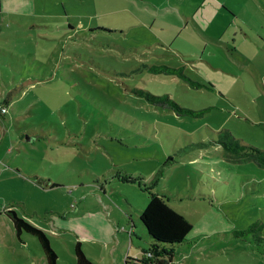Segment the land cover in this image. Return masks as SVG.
I'll return each instance as SVG.
<instances>
[{
    "label": "rangeland",
    "instance_id": "1",
    "mask_svg": "<svg viewBox=\"0 0 264 264\" xmlns=\"http://www.w3.org/2000/svg\"><path fill=\"white\" fill-rule=\"evenodd\" d=\"M134 1L0 0V101L12 98L0 118V264H47L11 208L45 230L57 264H77L78 241L95 264H141L152 194L193 224L171 264H264V240L235 233L264 224V166L211 143L229 129L264 148V0H231L253 29L213 54L154 44L168 32L140 23ZM144 63L183 66L187 79ZM134 87L204 111L180 116Z\"/></svg>",
    "mask_w": 264,
    "mask_h": 264
},
{
    "label": "trees",
    "instance_id": "2",
    "mask_svg": "<svg viewBox=\"0 0 264 264\" xmlns=\"http://www.w3.org/2000/svg\"><path fill=\"white\" fill-rule=\"evenodd\" d=\"M142 65L147 67L148 71L152 73L178 75L183 79H187V76L182 69L183 66L172 67L166 64L147 63ZM199 86H204V84L199 83ZM132 91L137 95L143 96L155 107L172 109L180 116L186 114L197 116L204 111L182 106L179 102L171 98L168 93L157 94L143 87H134L132 88ZM11 100V95L9 93L6 94L4 100L0 101V106L4 105L9 109L8 104ZM5 114L6 113L0 110V118ZM211 143L221 145L225 154L233 159L239 158V156H244L245 158L257 162L260 166H264V148L240 143L239 139L234 136L229 129L220 131L219 138L217 140L212 139ZM195 145L205 147L207 143L201 141L197 142ZM8 214L12 218L17 235L20 237L23 231L35 235L43 248L47 264H57L58 254L51 246L50 238L45 230L32 224L23 216L18 215L13 208L8 211ZM140 219L153 242L148 250H144L145 252L141 257L136 258V261L141 264H171L176 252L174 246L185 240L193 227L191 221L183 213L172 207L167 200L159 194H152L147 206L140 212ZM263 227V223L255 221L247 228L237 230L235 233L237 235L251 234L256 242L260 243L264 240V236L261 235ZM75 251L77 264H95L83 251L80 241L76 243Z\"/></svg>",
    "mask_w": 264,
    "mask_h": 264
},
{
    "label": "crops",
    "instance_id": "3",
    "mask_svg": "<svg viewBox=\"0 0 264 264\" xmlns=\"http://www.w3.org/2000/svg\"><path fill=\"white\" fill-rule=\"evenodd\" d=\"M140 1L143 9L139 11L142 16L138 15L140 23L142 18L144 26L156 30L159 35L161 31L168 32L158 36V40L154 42L162 47L178 49L174 45L183 43V49L191 47L211 49V54L216 48L223 46L230 51L237 49L235 45L238 42L241 45L247 40L249 30L253 29L252 22L239 10V4L231 0ZM143 2H149L151 5L145 6ZM132 3L136 1L132 0ZM251 16L254 17L253 12ZM133 23L137 25V20ZM11 102L12 100L9 106ZM8 114L9 109L3 118H9ZM8 167L4 164L0 165L1 170Z\"/></svg>",
    "mask_w": 264,
    "mask_h": 264
},
{
    "label": "built area",
    "instance_id": "4",
    "mask_svg": "<svg viewBox=\"0 0 264 264\" xmlns=\"http://www.w3.org/2000/svg\"><path fill=\"white\" fill-rule=\"evenodd\" d=\"M0 110H1L2 112L6 113V112L8 111V108H7V106L1 105V106H0Z\"/></svg>",
    "mask_w": 264,
    "mask_h": 264
}]
</instances>
